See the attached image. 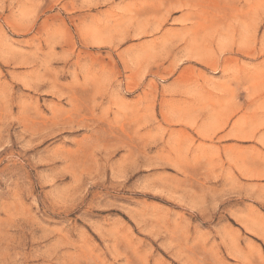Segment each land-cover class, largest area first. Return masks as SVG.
<instances>
[{"label":"rangeland","instance_id":"1","mask_svg":"<svg viewBox=\"0 0 264 264\" xmlns=\"http://www.w3.org/2000/svg\"><path fill=\"white\" fill-rule=\"evenodd\" d=\"M0 264H264V0H0Z\"/></svg>","mask_w":264,"mask_h":264}]
</instances>
